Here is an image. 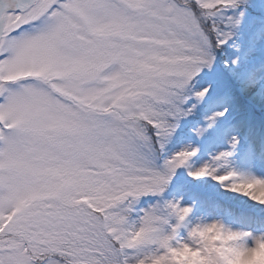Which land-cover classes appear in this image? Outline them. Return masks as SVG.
<instances>
[{
    "label": "snow or ice",
    "instance_id": "snow-or-ice-1",
    "mask_svg": "<svg viewBox=\"0 0 264 264\" xmlns=\"http://www.w3.org/2000/svg\"><path fill=\"white\" fill-rule=\"evenodd\" d=\"M244 2L0 0V264H264V235L219 223L181 238L191 208L167 205L175 226L159 206L130 219L180 168L264 205L254 195L264 179L193 170L197 149L156 166L196 107L188 86L213 68L244 15L228 13Z\"/></svg>",
    "mask_w": 264,
    "mask_h": 264
},
{
    "label": "rangeland",
    "instance_id": "rangeland-1",
    "mask_svg": "<svg viewBox=\"0 0 264 264\" xmlns=\"http://www.w3.org/2000/svg\"><path fill=\"white\" fill-rule=\"evenodd\" d=\"M244 3L251 5L257 11L264 16V0H245ZM239 12H243L244 15L241 19L239 26L230 29L232 31V39L228 42L231 45L233 53L230 57H227L225 61H216L212 69L205 68L202 72L190 83L188 86V95L192 97L189 101V106L195 105L193 113L181 119L178 122V127L171 137L165 148L175 142L177 137L181 135L185 128L195 123L197 118L201 117V121L196 125L195 137L196 140L187 142L185 140L180 146H174V149L164 159H169L176 154V152L194 148L197 149L198 163L193 165V170L206 165H213L217 169V174H226L229 171L235 172L238 175H243L247 170L248 164L252 167L256 166L259 161L258 158L264 157V144H258L257 150L250 148L248 143L243 148L241 160L236 157L239 155V146L241 144L240 134L243 131L244 125H238L239 129L232 130L226 129V125L231 122L242 121L244 118L245 103H248L264 116V23H262L261 16L257 18L253 17V13L250 14L246 9H240L238 12L230 11L228 14L239 18ZM257 16V15H256ZM240 43V44H239ZM217 50L216 56L223 54ZM220 53V54H218ZM233 61H238V64L225 68V64H232ZM236 78V79H235ZM215 83L213 97L209 100H215L214 106L209 112V118L204 119V115H201L203 108L206 106L205 102L198 103L195 100V92L202 89L204 86H210L211 83ZM224 108L228 109V115L225 119L211 122L210 117L214 116L217 111H222ZM211 125V126H210ZM203 130V131H202ZM245 133H248L245 132ZM244 133V134H245ZM252 134L249 133V137ZM227 143L228 146L222 144ZM164 148V149H165ZM163 149V150H164ZM163 150L158 153L156 159L157 170L164 172V163L159 165L158 159H161ZM204 150H207V156H202ZM222 153H230L225 161H216L215 158ZM260 179L261 176H260ZM189 182L195 183L201 189L213 193V200L220 202V206L227 207V209L233 212L236 216L230 223H225V216H217L212 210L214 208L213 203L203 202L201 207L195 206L192 201V194L189 188ZM169 183H173L174 187H177L170 194L165 191L160 195H147L141 197L139 201L133 205L134 211L137 209V205L143 202L144 212L154 208L161 207L165 209V214L168 215L170 223L175 226L178 223V219L174 213H170V209H167V205L179 204L181 207L191 208L192 211L189 217L183 222L181 228L184 229L183 235H179L181 238L187 239L191 229L197 226H203L208 223L218 222L225 227L234 231H247L254 233V228L247 227L239 221V211L241 208H235L232 205V195L235 192L230 191L225 185L219 184L210 176H206L200 179H196L189 175L188 168H180L172 175ZM181 183V185H179ZM221 195L220 197L218 196ZM197 198L204 199L203 196L198 195ZM223 204H222V203ZM228 211H221L222 214ZM139 220V219H138ZM136 220V221H138ZM180 228V229H181ZM251 243V241H249ZM264 253V252H262ZM260 254L261 256L263 254Z\"/></svg>",
    "mask_w": 264,
    "mask_h": 264
},
{
    "label": "bare ground",
    "instance_id": "bare-ground-1",
    "mask_svg": "<svg viewBox=\"0 0 264 264\" xmlns=\"http://www.w3.org/2000/svg\"><path fill=\"white\" fill-rule=\"evenodd\" d=\"M248 178H258L260 176L264 179V159L259 160V163L252 167L248 164L247 170L241 175ZM231 203L235 208H241L239 211V219L243 225L255 228L253 236L264 235V205H260L241 193H234L232 195ZM261 257H264V253ZM239 264H255V261L241 260Z\"/></svg>",
    "mask_w": 264,
    "mask_h": 264
},
{
    "label": "clouds",
    "instance_id": "clouds-1",
    "mask_svg": "<svg viewBox=\"0 0 264 264\" xmlns=\"http://www.w3.org/2000/svg\"><path fill=\"white\" fill-rule=\"evenodd\" d=\"M254 195L264 197V186H261V187L255 189ZM214 224H219V223L218 222H212V223H208L205 225H214ZM208 235L210 237H215L217 235V232L215 230H213L212 232L208 233ZM217 242H219V241H217Z\"/></svg>",
    "mask_w": 264,
    "mask_h": 264
},
{
    "label": "trees",
    "instance_id": "trees-1",
    "mask_svg": "<svg viewBox=\"0 0 264 264\" xmlns=\"http://www.w3.org/2000/svg\"><path fill=\"white\" fill-rule=\"evenodd\" d=\"M224 52H225V55H223L222 57L217 56V59H218V60L225 61V60L227 59V57H228L227 53L229 52V49L227 50V46H225V50H224ZM235 79H236V78H235Z\"/></svg>",
    "mask_w": 264,
    "mask_h": 264
}]
</instances>
